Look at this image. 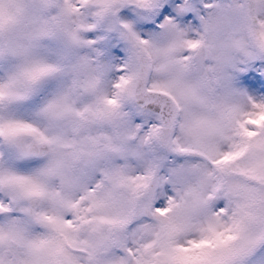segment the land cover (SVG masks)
<instances>
[{"label": "snow or ice", "instance_id": "snow-or-ice-1", "mask_svg": "<svg viewBox=\"0 0 264 264\" xmlns=\"http://www.w3.org/2000/svg\"><path fill=\"white\" fill-rule=\"evenodd\" d=\"M0 264H264V0H0Z\"/></svg>", "mask_w": 264, "mask_h": 264}]
</instances>
